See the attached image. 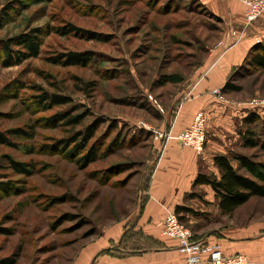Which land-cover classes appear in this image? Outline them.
Segmentation results:
<instances>
[{
	"label": "rangeland",
	"instance_id": "rangeland-1",
	"mask_svg": "<svg viewBox=\"0 0 264 264\" xmlns=\"http://www.w3.org/2000/svg\"><path fill=\"white\" fill-rule=\"evenodd\" d=\"M17 1L0 0V40L35 29L46 33L50 28L71 25L96 39L54 31L42 37L38 58L9 68L0 65V133L21 130L31 137H12L24 149L0 145V229L9 230L7 235L0 234V261L81 264L86 249L103 231L128 217L141 198H146L142 190L149 175L144 174V163L149 161L153 168L158 158L153 140H162V154L173 136L170 131L159 136L156 128L166 122L161 116L163 109L172 105L196 70L204 68L209 54H218V61L232 49V32L245 29L244 25L230 28L218 15L219 20L211 18L195 0H55L42 4L24 0L26 9L15 5ZM252 26L244 31L241 42ZM177 40L182 44L177 45ZM222 43L226 45L220 46ZM69 53L91 54L93 60L87 67L60 65L59 60ZM245 69L236 74L234 83L241 92L226 94L215 89L220 92L219 99L246 107L228 134L235 142L227 155L239 153L264 161L263 147L241 148L248 128L264 146V72L248 73ZM172 74L187 81L160 84L163 75ZM44 92L68 95L73 102L42 109L34 98ZM146 99L157 112L148 107ZM86 110L91 113L87 125L96 118L118 123L113 132L107 129L108 124L98 130L91 141L98 159L87 163L80 160L84 154L67 157L59 146L84 129L81 126L73 131L59 117L81 115ZM253 114L260 118L249 126L245 119ZM170 116L167 114V120ZM144 124L151 135L136 138L137 146L129 147L127 136L138 135ZM10 160L33 166L32 174H16ZM207 221L206 227H197L210 230L206 235L264 223V198L251 199L232 217L211 216ZM195 223L191 225L183 217V224L192 232Z\"/></svg>",
	"mask_w": 264,
	"mask_h": 264
},
{
	"label": "crops",
	"instance_id": "crops-1",
	"mask_svg": "<svg viewBox=\"0 0 264 264\" xmlns=\"http://www.w3.org/2000/svg\"><path fill=\"white\" fill-rule=\"evenodd\" d=\"M200 2L214 15L220 16L230 28L245 25L246 9L241 0ZM249 31L244 42L227 51L218 61V54H209L204 68L198 69L187 85L176 94L172 105L167 110L163 109L161 116L166 122L156 128L161 134L171 131L173 138L162 154V140H153V153H158V158L151 168L150 183L142 190L146 198H141L136 210L128 217L103 231L95 244L86 249L81 264H184L185 257L177 250V240L161 236L164 207L175 212L177 209L188 208L189 211L179 215L186 216L191 225L196 222L194 235L202 241L220 244L227 256L242 254L256 264H264V223L213 230L214 233L206 235L210 230H198L197 227H206L211 216L224 215L210 185L194 186L200 173L213 172L219 176L216 173L215 156L227 155L232 150L230 145L235 142V137L230 138L228 134L234 131L240 112L246 107L233 101L221 100L212 92L223 89L233 70L244 62L250 49L264 41L263 21L252 26ZM206 71L205 77L200 80ZM199 112L206 115L208 127L207 141L201 153L184 147L176 139L181 131L193 123ZM167 114L171 115L168 120ZM246 114L244 112L243 115ZM171 118L175 120L170 122ZM148 128L144 124L141 130L150 132ZM149 163L146 161L147 165ZM127 231L131 234L124 239Z\"/></svg>",
	"mask_w": 264,
	"mask_h": 264
},
{
	"label": "trees",
	"instance_id": "trees-1",
	"mask_svg": "<svg viewBox=\"0 0 264 264\" xmlns=\"http://www.w3.org/2000/svg\"><path fill=\"white\" fill-rule=\"evenodd\" d=\"M55 0H30L31 4H42V3H51ZM183 1V0H178ZM198 5L204 10L203 13L210 15V17H216L206 6H204L200 0H195ZM24 0H18L15 5H20L22 8L26 9L27 6L24 4ZM167 5H170L169 3ZM9 8V10H11ZM219 20V18H218ZM221 21V20H220ZM262 21V20H260ZM258 21V22H260ZM0 22L3 23L1 20ZM257 22V23H258ZM264 22V21H263ZM0 25H2L0 23ZM54 31H58L60 35H78L85 36L87 38L89 35L91 39H96V36L91 34L88 31L83 32L84 30L79 29L74 26H70L66 29H52L43 32L42 29H35L30 33L23 34L16 38H9L6 40H0V65L9 68L12 66H16L21 64L22 61L30 59V58H38L41 54L42 47V37L45 35H49ZM90 33V34H88ZM87 36V37H86ZM177 45H181L182 43L177 40L175 42ZM93 60L91 54L87 53H69L66 54L59 60V64L67 67H87ZM54 61V60H52ZM203 65V62L202 64ZM201 65L199 67H201ZM248 66V67H247ZM198 67V68H199ZM197 68V69H198ZM243 68H247L248 73L252 72H264V41L257 43L254 45L244 62L235 68L227 80L224 88L222 89L223 93H235L241 92V88L235 85L234 83L237 81L236 74L243 70ZM250 68V70H249ZM197 71V70H196ZM160 84L170 83V84H181L184 81L183 77L180 75H163L160 78ZM190 79H188L189 81ZM81 82L80 80H78ZM185 84V83H184ZM94 86V84H89V87ZM92 88V87H91ZM144 95H141L143 97ZM139 97V98H141ZM146 98V97H144ZM35 103L42 109H47L48 107H62L67 106L73 102V99L68 95H62L58 93L51 94L49 92H44L42 95L34 98ZM145 102V99H144ZM146 103L153 110L154 106L151 105L150 102L146 99ZM62 115L59 117L63 121V124L67 128L76 130L77 127H83L84 129L78 131L74 134L70 139L62 140L60 142L61 153L63 155H68L67 157H80L83 154V157H80L82 162H93L98 159L99 152L95 148V146H91V141L95 138L98 130L107 125V129L110 132L117 130L118 123L116 121H106L102 118L94 119L90 124H85L86 119L91 116L89 111H85L81 115ZM157 116V114H156ZM260 117L257 114H253L251 117L246 118L245 122L252 125L256 120ZM121 132V131H120ZM122 134V133H119ZM146 135L145 138L151 135L150 132L146 130H140L138 135H130L127 136L126 142L129 147L137 146L135 143L136 138H141V136ZM12 137L15 138H31L29 135H25L21 130L10 131L7 134L0 133V145H6L8 147H14L17 149H24V145L16 144ZM120 138V136H118ZM118 140V139H117ZM117 142V141H116ZM90 146L89 151L87 148ZM262 148L264 150V146L260 144V142L256 139V133L252 128L247 129V135L243 137V142L241 148L244 150H255L257 148ZM151 159V157H150ZM215 165L219 171V176L211 173H200L195 181L194 186L197 185H210L214 192L216 193V197L218 199L219 208L224 216L232 217L237 210L246 205L253 198H264V161H259L256 158H252L250 156H245L241 154H218L215 156ZM11 169L20 175L30 176L32 171L30 168H34L33 166L25 163H20L14 160H10ZM148 172L149 178H147L145 184L143 186L148 187L152 175V169L149 165L144 163V174ZM9 186V185H7ZM11 189V188H9ZM183 211H189L188 208L177 209L176 213L179 216L180 221L183 223V217L181 214ZM9 233L8 229L1 228L0 234L7 235ZM131 233L129 231L126 232L124 239L127 238ZM196 240L198 239L195 236ZM0 264H17L16 259H3L0 261Z\"/></svg>",
	"mask_w": 264,
	"mask_h": 264
},
{
	"label": "built area",
	"instance_id": "built-area-1",
	"mask_svg": "<svg viewBox=\"0 0 264 264\" xmlns=\"http://www.w3.org/2000/svg\"><path fill=\"white\" fill-rule=\"evenodd\" d=\"M242 2L244 6H246L245 25L243 29L246 30L260 20L264 21V0H242ZM244 31L232 32L231 39L233 43L230 47H235L243 40ZM222 45H224V43L220 46ZM219 93V90H214L212 95L218 97L217 94ZM149 99L153 100L152 97ZM221 100H223V98H221ZM206 122L207 119L205 114L199 112L195 116L193 123L181 131L176 136V139L184 147L191 148L201 153L204 151L207 141ZM170 134L172 135L171 131ZM170 134L168 136V141L170 140ZM159 136H162V134ZM164 210L165 219L160 225L161 236L177 240V250L185 257L184 264H256L242 254L227 256L220 244L196 240L193 232L180 221L179 216L174 210L166 207H164Z\"/></svg>",
	"mask_w": 264,
	"mask_h": 264
}]
</instances>
